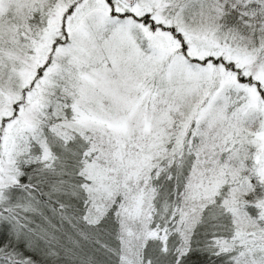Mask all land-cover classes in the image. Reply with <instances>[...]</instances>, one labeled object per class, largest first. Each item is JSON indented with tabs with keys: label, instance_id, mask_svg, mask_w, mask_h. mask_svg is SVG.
Returning <instances> with one entry per match:
<instances>
[{
	"label": "snow or ice",
	"instance_id": "obj_1",
	"mask_svg": "<svg viewBox=\"0 0 264 264\" xmlns=\"http://www.w3.org/2000/svg\"><path fill=\"white\" fill-rule=\"evenodd\" d=\"M0 264H264V0H0Z\"/></svg>",
	"mask_w": 264,
	"mask_h": 264
}]
</instances>
